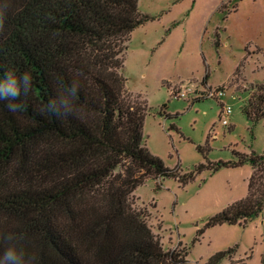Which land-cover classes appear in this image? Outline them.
<instances>
[{"label":"trees","instance_id":"trees-1","mask_svg":"<svg viewBox=\"0 0 264 264\" xmlns=\"http://www.w3.org/2000/svg\"><path fill=\"white\" fill-rule=\"evenodd\" d=\"M0 17V76H33L25 111L0 102V234H15L38 264H185L187 248L165 249L147 212L135 206L133 193L149 178L185 185L206 168L249 163L247 195L205 227L246 223L263 212L264 150L235 151L236 160L183 173L147 146L150 107L127 89L124 74L131 33L152 18L139 0H0ZM73 80L76 114L41 115L40 105ZM253 89L242 110L255 124L264 118V83ZM233 251H218L205 264H220Z\"/></svg>","mask_w":264,"mask_h":264},{"label":"rangeland","instance_id":"rangeland-1","mask_svg":"<svg viewBox=\"0 0 264 264\" xmlns=\"http://www.w3.org/2000/svg\"><path fill=\"white\" fill-rule=\"evenodd\" d=\"M139 10L152 18L130 35L124 74L127 89L150 107L143 132L151 152L183 173L236 160L235 151L263 152L264 118L252 124L242 107L255 83H264V0H139ZM239 64L241 74L233 75ZM213 87L224 88L233 107L228 125L220 122V102L207 96ZM251 172L245 163L206 168L185 185L149 178L133 193L135 206L165 249L187 248L185 264H205L229 248L220 264H264V210L246 223L205 227L247 195Z\"/></svg>","mask_w":264,"mask_h":264},{"label":"clouds","instance_id":"clouds-1","mask_svg":"<svg viewBox=\"0 0 264 264\" xmlns=\"http://www.w3.org/2000/svg\"><path fill=\"white\" fill-rule=\"evenodd\" d=\"M4 19L0 17V29L3 28ZM33 76L28 70L18 73L8 70L0 76V102L12 113L23 112L26 109L24 97L32 90ZM79 93V85L73 80L64 86L56 95L38 109L41 115L55 116L63 119L75 115V100ZM0 243L3 251L0 252V264H38L37 257L26 251L19 238L12 233L0 234Z\"/></svg>","mask_w":264,"mask_h":264},{"label":"built area","instance_id":"built-area-1","mask_svg":"<svg viewBox=\"0 0 264 264\" xmlns=\"http://www.w3.org/2000/svg\"><path fill=\"white\" fill-rule=\"evenodd\" d=\"M187 90H192L193 89L191 87L184 89L181 93L183 96H185L187 94ZM226 91L224 90V88L221 87H213L211 88L208 93L207 96L209 98H214L216 100H218V102H220V106H221V112H220V122L223 125H228L229 124V120H230V116L233 112V107L231 104H227L223 97L225 96ZM178 96V95H177Z\"/></svg>","mask_w":264,"mask_h":264}]
</instances>
